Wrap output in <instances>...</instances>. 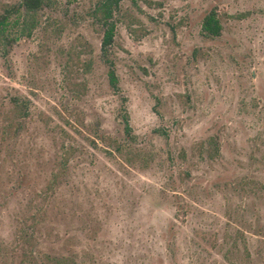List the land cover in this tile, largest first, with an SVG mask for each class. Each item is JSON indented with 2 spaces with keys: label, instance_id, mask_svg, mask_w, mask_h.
Returning a JSON list of instances; mask_svg holds the SVG:
<instances>
[{
  "label": "rangeland",
  "instance_id": "374dc122",
  "mask_svg": "<svg viewBox=\"0 0 264 264\" xmlns=\"http://www.w3.org/2000/svg\"><path fill=\"white\" fill-rule=\"evenodd\" d=\"M101 1L0 32V264H264V0Z\"/></svg>",
  "mask_w": 264,
  "mask_h": 264
},
{
  "label": "trees",
  "instance_id": "16d2710c",
  "mask_svg": "<svg viewBox=\"0 0 264 264\" xmlns=\"http://www.w3.org/2000/svg\"><path fill=\"white\" fill-rule=\"evenodd\" d=\"M123 0H102L94 10V15L100 18L104 24H106V29L104 31L102 39V49L104 55H107L110 47L114 42L115 25L111 22L114 10L118 8L119 4ZM44 5V0H22V2L17 7L9 6L5 9L3 16L0 17V32L3 28L10 23V18L15 12H19L20 8H25L27 14L36 13ZM202 31L208 37H219L222 33V25L218 19L217 11L212 10L209 12L203 20ZM109 83L112 87L117 88V76L113 69H110L108 73ZM131 127L127 124L125 125V133L130 135Z\"/></svg>",
  "mask_w": 264,
  "mask_h": 264
}]
</instances>
